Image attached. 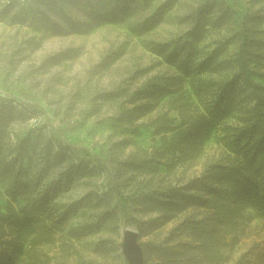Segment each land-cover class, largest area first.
<instances>
[{"label": "trees", "instance_id": "trees-1", "mask_svg": "<svg viewBox=\"0 0 264 264\" xmlns=\"http://www.w3.org/2000/svg\"><path fill=\"white\" fill-rule=\"evenodd\" d=\"M18 2L10 0L5 12ZM236 14L225 0L207 2L194 13L190 36L207 25L227 28L231 35L216 48L194 58L189 42H154L152 51L173 70L153 74L133 90L119 85L97 91L94 113L100 109L98 100L117 101L110 121L127 124L133 132L152 129L160 143L124 159L112 157L104 189L65 206L56 202L61 193L79 177L103 173V164L99 168L78 160L73 148L44 126L18 135L16 127L30 119L32 105L0 97V183L6 198L0 207V264H37L32 250L53 242L73 213L84 209L90 216L71 228L70 236L79 239L107 223L124 221L138 227L144 264L229 260L243 222L264 218V10L247 13L240 21ZM40 20L47 22L48 16ZM230 44L235 51L225 52L222 47ZM76 55L69 48L55 54L51 63ZM109 59L96 63L93 74L108 66ZM215 132L221 155L201 174L174 184L155 180L161 167L170 173L201 156ZM248 210L254 215L247 216ZM137 212L151 216L144 220ZM171 222L162 238L139 240Z\"/></svg>", "mask_w": 264, "mask_h": 264}, {"label": "rangeland", "instance_id": "rangeland-1", "mask_svg": "<svg viewBox=\"0 0 264 264\" xmlns=\"http://www.w3.org/2000/svg\"><path fill=\"white\" fill-rule=\"evenodd\" d=\"M9 1L0 0V97L31 104L33 111L29 120L16 127V133L23 135L34 126H44L71 146L78 160L91 161L99 168L103 164V173L79 177L72 188L61 193L56 202L62 206L90 191L101 192L112 157L124 159L139 148L160 143L152 129L140 127L133 132L127 124L110 121L117 101L98 100L100 109L94 113L92 98L97 91L119 85L133 90L149 76L173 70L152 51L154 42L172 46L189 42V50L199 58L231 35L227 28L207 25L190 36L194 13L212 0H19L5 12ZM225 1L236 10L238 21L247 13L264 10V0ZM42 15L48 16L47 22L40 20ZM113 17L115 22L109 20ZM69 48L77 55L51 63L55 54ZM222 48L232 53L236 45ZM105 56H110L109 65L93 74L92 67ZM125 140L130 142L120 144ZM221 150L215 132L201 156L170 173L161 167L155 180L174 184L199 175L220 158ZM5 203L0 183V207ZM254 213L248 210L246 215ZM90 214L88 209L73 213L53 242L36 246L32 253L37 264H129L122 251L124 221L107 223L79 239L69 235ZM136 215L144 220L151 216ZM172 225L143 234L139 240L162 238ZM239 235L240 242L228 252L225 264H264V218L246 219Z\"/></svg>", "mask_w": 264, "mask_h": 264}, {"label": "water", "instance_id": "water-1", "mask_svg": "<svg viewBox=\"0 0 264 264\" xmlns=\"http://www.w3.org/2000/svg\"><path fill=\"white\" fill-rule=\"evenodd\" d=\"M122 251L129 264H144L142 246L138 241V231L132 225L123 230Z\"/></svg>", "mask_w": 264, "mask_h": 264}]
</instances>
